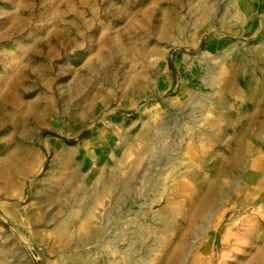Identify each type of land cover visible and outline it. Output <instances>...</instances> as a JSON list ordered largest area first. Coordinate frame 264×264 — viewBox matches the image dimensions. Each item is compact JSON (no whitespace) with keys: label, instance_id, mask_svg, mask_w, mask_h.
Returning a JSON list of instances; mask_svg holds the SVG:
<instances>
[{"label":"rangeland","instance_id":"rangeland-1","mask_svg":"<svg viewBox=\"0 0 264 264\" xmlns=\"http://www.w3.org/2000/svg\"><path fill=\"white\" fill-rule=\"evenodd\" d=\"M52 1L0 0V264H264V0H95L41 53Z\"/></svg>","mask_w":264,"mask_h":264},{"label":"crops","instance_id":"crops-1","mask_svg":"<svg viewBox=\"0 0 264 264\" xmlns=\"http://www.w3.org/2000/svg\"><path fill=\"white\" fill-rule=\"evenodd\" d=\"M54 1V0H53ZM49 7V14L53 19L59 18V34L56 35L58 38V49H47L41 53H89L92 52L95 40L94 35L91 34L90 30L99 18L100 11L95 0H60V3H55L56 12L53 11L52 4ZM125 3H131L135 0H123ZM127 7H113L112 4H108L105 7L107 15L122 16L127 12ZM53 30V32H54ZM88 31V34H87ZM90 32V33H89ZM41 40H36L32 37V40L28 42L26 52L34 53L37 49V45ZM48 44L47 41H43ZM50 42V40H49ZM51 43V42H50ZM97 53H102L98 50Z\"/></svg>","mask_w":264,"mask_h":264},{"label":"trees","instance_id":"trees-1","mask_svg":"<svg viewBox=\"0 0 264 264\" xmlns=\"http://www.w3.org/2000/svg\"><path fill=\"white\" fill-rule=\"evenodd\" d=\"M51 135H53V136H56L57 134H54V133H50ZM58 136V135H57ZM62 138V137H61ZM62 139H64V138H62Z\"/></svg>","mask_w":264,"mask_h":264},{"label":"bare ground","instance_id":"bare-ground-1","mask_svg":"<svg viewBox=\"0 0 264 264\" xmlns=\"http://www.w3.org/2000/svg\"><path fill=\"white\" fill-rule=\"evenodd\" d=\"M55 10H56V8L53 9L54 12H56ZM100 55H101V54H100ZM102 59H103V58H101V60H102ZM84 61H85V60H84Z\"/></svg>","mask_w":264,"mask_h":264}]
</instances>
